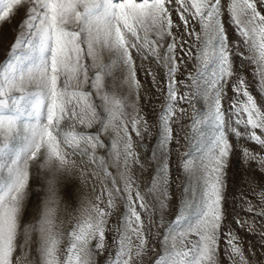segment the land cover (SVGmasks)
<instances>
[{
    "label": "snow or ice",
    "instance_id": "obj_1",
    "mask_svg": "<svg viewBox=\"0 0 264 264\" xmlns=\"http://www.w3.org/2000/svg\"><path fill=\"white\" fill-rule=\"evenodd\" d=\"M0 45V264H264V0H0Z\"/></svg>",
    "mask_w": 264,
    "mask_h": 264
},
{
    "label": "rangeland",
    "instance_id": "obj_2",
    "mask_svg": "<svg viewBox=\"0 0 264 264\" xmlns=\"http://www.w3.org/2000/svg\"><path fill=\"white\" fill-rule=\"evenodd\" d=\"M17 19H19L17 17ZM14 27V25H13ZM231 31V30H230ZM12 33H8V38L5 40V45L11 41ZM3 57V46L0 45V58ZM106 60V56H105ZM251 67L248 68V79L251 81L252 77L250 75ZM140 78L143 79V73H140ZM109 85H112V80L109 78L108 81ZM123 91V90H121ZM253 91L255 93V87H253ZM232 93L229 92V96H231ZM153 103L156 105V111H159V101L154 100ZM229 101H224L225 108L228 107ZM197 107L200 109L201 112L206 111V106L204 105L203 101L197 102ZM191 115V109H189V116ZM187 119V118H186ZM147 142V141H146ZM249 147H252L254 151L260 152V149L258 146L254 145H247ZM187 151V145H185L183 148H181V152ZM261 154H264L262 152ZM249 168L255 169V164H252L250 166H241L237 163H235V157L233 158V163L230 166V171L228 173V179H229V188H228V208L229 210L235 209L234 215H239L241 219H247L249 221L252 220V214H247L243 210V203L244 198H247L249 200H252L254 204L258 203V201L255 199V193L260 191V184L258 181L260 180V175L258 172L255 173L256 180H252L253 173L249 171ZM173 179L176 181V183L173 184V192L178 196L179 193L177 192V184L179 183V180H177V177H180V179H183L181 174L176 171L175 169V153L173 155V172H172ZM148 180L147 174H145L143 182L146 183ZM79 181H77V184ZM85 194L84 191L81 192V196ZM59 219L63 221L62 228L65 231V233L68 231L69 223L66 213L63 211V205L61 206V212L59 214ZM235 228V225L233 226ZM241 237L244 239L246 243H258V237H259V230H257V233L255 236H252L250 234H245V232L240 231L239 233ZM66 243V241H65ZM224 243L223 239L220 244V249H223Z\"/></svg>",
    "mask_w": 264,
    "mask_h": 264
}]
</instances>
